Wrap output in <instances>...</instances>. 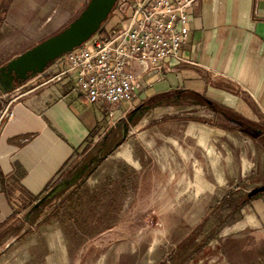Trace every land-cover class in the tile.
<instances>
[{
  "label": "rangeland",
  "instance_id": "374dc122",
  "mask_svg": "<svg viewBox=\"0 0 264 264\" xmlns=\"http://www.w3.org/2000/svg\"><path fill=\"white\" fill-rule=\"evenodd\" d=\"M89 1L11 0L8 11L4 12L10 0H0L4 18L0 29V67L11 61L17 52L31 49L63 30L64 27L42 32L41 26L50 18L70 16L71 23ZM121 9L117 4L93 37L108 36L115 26L127 24L131 10ZM56 63L60 66L52 76L64 68L62 59ZM12 95L10 99L16 94ZM160 102L164 99L146 101L144 106L152 109L128 124L133 109L114 130V142L106 154L123 139L126 129L127 136L134 138L158 122L155 127L161 133H168L165 137L169 138L184 132L189 123L201 124L206 126L203 127L207 132L205 141L210 149L205 171L198 175L169 171L166 183L177 176L185 182L178 187H159L164 181L156 178V174L143 175L126 161L117 160L116 153L122 150L119 147L113 154V164L108 161L102 167L107 173L99 169L93 174L91 168L63 196L45 204L33 226L25 223L30 207L18 229L0 236V264H264V227H258L249 219L255 212L254 201L264 194L249 199L252 201L237 214L233 213L235 209L230 202L231 198L247 200L250 191L264 185V121L256 124L258 132L248 131L238 120H231L206 105L175 103L174 99H169L167 102L171 105L163 108L166 114H159L155 108ZM192 102L204 103L196 98ZM186 142L195 147L190 140ZM137 144L136 153L141 157L142 150L138 152V148L141 149L144 141ZM100 148L86 155L84 162L95 157ZM210 166L212 171L209 172ZM112 169L116 175L113 181L119 186L113 193L117 203L113 204V218L108 219L105 206H102L101 217L92 213L99 205L91 201V197L96 187L102 189L110 185ZM126 177L129 186L122 188L120 179ZM205 184H210V191L205 189ZM174 194L178 196L176 200L172 198ZM105 196L110 198L109 194ZM16 234L21 235L18 242L1 254L5 243Z\"/></svg>",
  "mask_w": 264,
  "mask_h": 264
},
{
  "label": "crops",
  "instance_id": "0c3cea01",
  "mask_svg": "<svg viewBox=\"0 0 264 264\" xmlns=\"http://www.w3.org/2000/svg\"><path fill=\"white\" fill-rule=\"evenodd\" d=\"M188 13L191 32L181 47L180 60H170L162 74L143 78V92L136 99L134 108L126 107L127 115L146 101L158 98L164 102L155 109L159 114H166L163 108L171 105L167 102L169 99L180 95L185 98L180 103H188L185 100L192 99L190 94L194 93L226 107L250 123L264 121V0H196ZM69 21L70 16L52 17L40 30L48 33L66 28ZM25 51L17 52L11 60ZM59 66L60 63H55L44 74L9 94L0 92L1 237L18 229L29 209L25 207L31 201L41 198L48 189L72 176L88 162H84L86 155H92L99 146L98 154L104 149V160L91 167L95 174L99 169L107 173L102 167L108 161L113 164V154L119 147L122 150L116 153V159L126 161L143 175L156 174V178L164 181L158 184L159 187H178L185 182L177 176L166 183L169 171L198 175L205 171V166L207 168L210 149L205 141L206 126L195 123H189L186 132H177L167 138L168 133H161L155 127L157 122L137 137L121 139L106 154L108 147L113 145L114 130L124 120L110 124L106 110L87 103L66 79L53 81L57 74H52ZM134 72L140 74L139 66L134 67ZM13 93L16 95L10 99ZM111 128L115 129L108 133ZM140 140L144 141L141 149L138 148V152L142 150L141 157L136 153ZM213 170L215 172V168ZM120 172L124 173V170ZM110 173V185H104V189L96 187L95 195L91 197V201L95 200L99 205L92 213L101 217L104 214L102 206H105L108 219L113 218V204L117 205L113 193L119 186L113 181L116 176L113 169ZM126 178L120 179L122 188L129 186ZM209 185L205 184L208 191L211 190ZM163 196L167 195L164 193ZM177 197L172 196L174 200ZM254 203L255 212L249 219L258 227H264V195Z\"/></svg>",
  "mask_w": 264,
  "mask_h": 264
},
{
  "label": "built area",
  "instance_id": "2783aa9c",
  "mask_svg": "<svg viewBox=\"0 0 264 264\" xmlns=\"http://www.w3.org/2000/svg\"><path fill=\"white\" fill-rule=\"evenodd\" d=\"M195 1L119 0L121 10H131L130 21L66 54L65 68L53 81L66 79L87 103L106 110L110 124L126 120V107L134 108L143 92V78L162 74L170 60H180L191 32L188 9Z\"/></svg>",
  "mask_w": 264,
  "mask_h": 264
},
{
  "label": "water",
  "instance_id": "95a60500",
  "mask_svg": "<svg viewBox=\"0 0 264 264\" xmlns=\"http://www.w3.org/2000/svg\"><path fill=\"white\" fill-rule=\"evenodd\" d=\"M119 0H90L86 8L75 18L66 28L59 33L47 38L43 42L25 51L21 55L12 59L0 67V92L3 95L15 91L19 86L44 74L57 60L63 58L66 54L82 46L91 39L101 29L103 23L107 21L113 13ZM184 100L180 95L174 100L175 103ZM194 105H212V101L192 102L193 99L185 100ZM161 104V103H160ZM151 107L140 105L131 113L128 124H131L136 116H143ZM126 129L123 140L127 138ZM100 151L93 159L84 164L72 176L55 185L39 201L26 212L25 222L28 226L35 213L40 210L48 201L56 198L61 193L75 186L98 162L104 160ZM264 194V185L257 187L249 192L248 198L251 199L257 195ZM25 233V230L23 231ZM21 235L11 238L5 243L1 254L9 250L18 242Z\"/></svg>",
  "mask_w": 264,
  "mask_h": 264
},
{
  "label": "trees",
  "instance_id": "16d2710c",
  "mask_svg": "<svg viewBox=\"0 0 264 264\" xmlns=\"http://www.w3.org/2000/svg\"><path fill=\"white\" fill-rule=\"evenodd\" d=\"M10 3H11V0H10V2L5 6V8H4V12H7L8 11V8H9V6H10ZM2 11L3 10H1L0 11V29H1V27H2V25H3V22H4V18L1 16V14H2ZM102 36V35H101ZM100 36V37H101ZM190 95H192L193 96V98H196V99H199L200 101H203V102H206L207 101V99L205 98V97H202V96H199V95H197V94H190ZM204 105H206V106H209L210 108H212V110L213 111H216V112H218V113H222V114H224L227 118H230L231 120H233V119H236V120H238L239 121V123L241 124V126H243V128H245L246 130H248V131H255L256 130V124L255 123H250L249 121H246V120H244L242 117H240L239 115H237L236 113H234L233 111H230L229 109H227L226 107H224V106H222V105H219V104H216V103H212V105H209V104H207V103H204ZM51 189V188H50ZM50 189H48L47 190V192L50 190ZM68 191V190H67ZM67 191H65V192H67ZM65 192H63V193H61L60 195H58L56 198H54V199H52V200H50V201H48L47 203H49V202H52L53 200H55V199H57V198H59V197H61V196H63L64 194H65ZM40 200V198H36V199H34L33 201H31L30 202V204H28L25 208L27 209V208H30V207H32L33 205H34V203H36L37 201H39ZM252 201V200H251ZM250 200H249V198L247 199V200H242V201H235V200H233L232 198H231V206L235 209H233L234 210V212L233 213H235V214H237L238 212H241L247 205H248V203L249 202H251ZM46 203V204H47ZM97 209V208H96ZM39 213V210L35 213V215L32 217V219H31V221H30V223H29V226H33L34 224H35V221H36V217H37V214ZM94 218V217H93ZM86 222H89L88 220L86 221ZM26 223V222H25ZM1 228V227H0ZM18 234H16V236H17ZM217 236H215V237H211L210 238V241L212 240V239H214V238H216ZM204 249L206 248V246L205 247H203Z\"/></svg>",
  "mask_w": 264,
  "mask_h": 264
},
{
  "label": "flooded vegetation",
  "instance_id": "af4514ba",
  "mask_svg": "<svg viewBox=\"0 0 264 264\" xmlns=\"http://www.w3.org/2000/svg\"><path fill=\"white\" fill-rule=\"evenodd\" d=\"M183 98V97H182ZM185 99V98H184ZM193 99V98H192ZM175 100V99H174ZM256 132H258L259 130H255Z\"/></svg>",
  "mask_w": 264,
  "mask_h": 264
}]
</instances>
